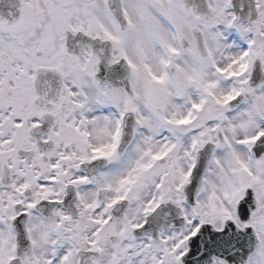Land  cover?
<instances>
[{"label": "snow or ice", "instance_id": "6c2138e0", "mask_svg": "<svg viewBox=\"0 0 264 264\" xmlns=\"http://www.w3.org/2000/svg\"><path fill=\"white\" fill-rule=\"evenodd\" d=\"M0 264H264V0H0Z\"/></svg>", "mask_w": 264, "mask_h": 264}]
</instances>
